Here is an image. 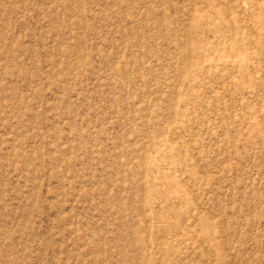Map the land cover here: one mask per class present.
<instances>
[{"label":"rangeland","instance_id":"1","mask_svg":"<svg viewBox=\"0 0 264 264\" xmlns=\"http://www.w3.org/2000/svg\"><path fill=\"white\" fill-rule=\"evenodd\" d=\"M0 264H264V0H0Z\"/></svg>","mask_w":264,"mask_h":264}]
</instances>
